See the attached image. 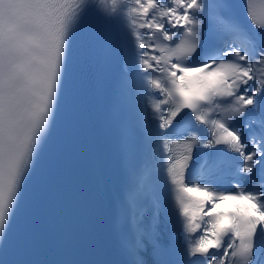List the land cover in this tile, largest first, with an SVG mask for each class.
<instances>
[{
	"label": "snow or ice",
	"instance_id": "obj_1",
	"mask_svg": "<svg viewBox=\"0 0 264 264\" xmlns=\"http://www.w3.org/2000/svg\"><path fill=\"white\" fill-rule=\"evenodd\" d=\"M90 8L120 26L126 53L132 117L120 125L113 209L123 264H149V248L151 264H264V0H0V237L50 137ZM221 201L233 203L216 211Z\"/></svg>",
	"mask_w": 264,
	"mask_h": 264
}]
</instances>
